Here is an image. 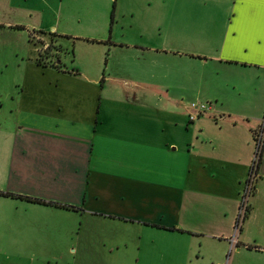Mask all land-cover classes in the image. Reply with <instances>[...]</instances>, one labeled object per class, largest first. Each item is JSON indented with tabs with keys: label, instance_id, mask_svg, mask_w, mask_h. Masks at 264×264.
Wrapping results in <instances>:
<instances>
[{
	"label": "crops",
	"instance_id": "1",
	"mask_svg": "<svg viewBox=\"0 0 264 264\" xmlns=\"http://www.w3.org/2000/svg\"><path fill=\"white\" fill-rule=\"evenodd\" d=\"M110 2L0 0L1 25L40 31L32 39L53 49L50 64L28 59L22 81L0 80V207L10 206L0 228L45 248L42 264H264V218L239 213L264 104L258 28L230 31L232 0H143L150 27L132 35L115 30ZM66 38L85 51L71 67L55 45ZM206 62L227 74L223 98L239 108L190 120L195 83L183 69ZM7 66L0 51V73ZM217 84L193 94L221 102ZM19 217L31 220L15 230Z\"/></svg>",
	"mask_w": 264,
	"mask_h": 264
},
{
	"label": "rangeland",
	"instance_id": "2",
	"mask_svg": "<svg viewBox=\"0 0 264 264\" xmlns=\"http://www.w3.org/2000/svg\"><path fill=\"white\" fill-rule=\"evenodd\" d=\"M114 1L115 0H111L110 2V9L112 11V9L114 8ZM141 1V2H138ZM143 0H132L131 2H126V0H116L117 4V11H118V16H117V23L114 24L115 26V30H117V32H121V30H123V32L130 34L132 33V35L136 34V30H139L138 28L144 30H148L150 27V22L149 21H145V18L143 16H145V2H142ZM169 4H172L171 1ZM132 8L133 11V15L132 19L127 18L126 17V11H128V9ZM62 21H60L59 23H61ZM137 27H136V24ZM45 23V24H44ZM132 23V27H129V24ZM1 25V24H0ZM47 25L46 24V17L43 19V23L41 24V26ZM4 29H0L1 32H3L2 34H6V39L5 41H1L0 42V51L2 52L3 56L5 55V59L8 62V66L7 68L3 69V72L0 73V80L3 81H9V82H14L17 80H21L23 79V77L26 75V73L29 71V60L30 59L32 62H34L37 66H44L47 64H50V60H46L47 57V52L45 51H52V46L51 48L48 47L45 51L41 50V42L44 41H40L37 39H32L33 35H36L37 32L40 31H35L29 28H25L24 25L23 28H14V27H7L5 25H1ZM23 29V30H22ZM46 31L44 32H49V38H53L54 31H50V29L47 28L45 29ZM50 42V41H49ZM74 41L72 39L66 38V39H59L55 42L56 48L57 50H59L58 56H59V61L62 65H66L68 67H71L72 65L75 64V62L77 61L78 63V53L79 51L83 52V54L85 53V51L81 48V47H76L77 48V52L76 49L72 46V43ZM77 44V46H84L83 44H79L77 42H75V45ZM74 48L73 51H71ZM96 46L92 45L91 46V52H89V54H93L94 55V50H95ZM98 48V47H97ZM38 49V50H37ZM74 55H73V53ZM94 59V58H93ZM75 61V62H74ZM204 65H201L198 69L197 72H193L194 68L192 67H185L183 70L185 71V76L190 75V83H193V81L191 82L192 78L194 80L195 86L194 85H190L191 88H193L192 92L190 91V89H186L188 90V94H184L186 97V101L189 102V108H191L189 110V112L186 111V113L191 114L194 116V118H197V116L201 115L203 117H205L206 115H204L205 111H202L200 109L201 105H204L206 107V109L209 108V113L211 114H216L218 115L216 117V119H220V115L222 114L221 112H225L228 111V107L229 109H235V108H239V106L237 105H230V102L227 100L226 97L223 98V96H228L229 90L225 85V79H226V75L225 73L221 72H217L216 71V67L213 68V65L211 63H203ZM189 69L192 71H189ZM120 74H124L125 73H120ZM199 76L200 81L197 82V78L196 76ZM231 76L239 79L240 77H243L242 80L246 79L248 77V79L250 80V82H244V83H252V82H256L257 78L253 75V73H250L249 71L247 73H242L241 71H236L233 72L231 74ZM216 77V79H215ZM215 80H217L218 84L217 86H219L221 88V90H219L221 93L224 91V88L226 89L225 93L222 94V100L221 102L215 103L213 100H207L208 98H205L203 95L199 98L195 96L194 91L199 89V86L201 85V91L202 92H206L208 93V91H210V88L213 87ZM193 106L198 107V109H192ZM235 107V108H233ZM259 120L252 122V124H254V128H256V131L254 133V135L258 132V135L260 134V128L262 123L264 122V104L262 106V109L260 111V115L258 116ZM264 134V132H263ZM262 148L260 147V154H259V159H261V153L263 151L264 148V138H262ZM252 146H253V154L255 151V141H254V137H252ZM252 154V156H253ZM251 163V162H250ZM259 165H260V160H259V164L257 167V175H256V179L254 182L255 187L261 185V187L264 185V174L260 175L259 172ZM6 187V186H5ZM264 188V186H263ZM264 193V191H262ZM259 193V194H255L253 196V193H251L248 198V204H247V208L245 209L246 212H249L250 210L253 213V215H258L259 217L264 218V194ZM6 203H2V206L0 207V209L8 211L10 206H5ZM249 209V210H248ZM246 212H242L240 211V203H239V213L241 215L245 214ZM245 216H248L245 215ZM11 219H9V221H11L14 225L16 222L15 216L12 215V217H10ZM250 218V215H249ZM2 218L0 217V220ZM27 221L28 222L31 220V217H19L17 220V224L18 227L15 228V230L19 229L20 226V221ZM43 218L41 216H38V218L36 219V217L32 216V221H40ZM241 222L239 224V227L242 224V219H240ZM31 221V222H32ZM28 223V224H31ZM28 224L26 225V228H28ZM1 225V223H0ZM261 226H264V219L261 221L260 223ZM3 228V227H2ZM240 229V228H239ZM22 236L20 234V232H12L10 235L7 234L6 231H4V228L1 229L0 228V264H42L43 261L39 260L41 256L46 255L47 250L45 248L40 249H27L25 245L23 244H17L14 243V239L13 236ZM24 236L31 237V230L30 229H26V231H24L23 233ZM10 240V241H9ZM41 251V252H40Z\"/></svg>",
	"mask_w": 264,
	"mask_h": 264
},
{
	"label": "snow or ice",
	"instance_id": "3",
	"mask_svg": "<svg viewBox=\"0 0 264 264\" xmlns=\"http://www.w3.org/2000/svg\"><path fill=\"white\" fill-rule=\"evenodd\" d=\"M232 3L233 26L230 31L236 33L239 28L243 32L250 33L258 28L262 59L257 62L264 63V0H232Z\"/></svg>",
	"mask_w": 264,
	"mask_h": 264
},
{
	"label": "built area",
	"instance_id": "4",
	"mask_svg": "<svg viewBox=\"0 0 264 264\" xmlns=\"http://www.w3.org/2000/svg\"><path fill=\"white\" fill-rule=\"evenodd\" d=\"M192 109H198V107L193 106ZM200 109L202 111L206 110V107L204 105L200 106ZM194 118L193 115L189 114V119L192 120ZM264 122L261 125L260 128V134L258 135V132L254 135V141H255V151L254 154L252 156V161L250 163V167L248 170V174L246 177V180L243 184V188L240 194V211L244 212L245 209L247 208V198L248 196L253 193L255 185V179H256V175H257V167L259 164V154H260V147L262 148V138H264Z\"/></svg>",
	"mask_w": 264,
	"mask_h": 264
},
{
	"label": "trees",
	"instance_id": "5",
	"mask_svg": "<svg viewBox=\"0 0 264 264\" xmlns=\"http://www.w3.org/2000/svg\"><path fill=\"white\" fill-rule=\"evenodd\" d=\"M111 16H112V13H111ZM14 28H23L22 26L20 25H16V26H13ZM4 195H11V196H14L13 194H7V193H3ZM29 200L31 201H34V202H38V203H47V204H51V205H56V203L54 202H44L42 200H39V199H36V198H29ZM63 207H69V208H73L72 206H66V205H63Z\"/></svg>",
	"mask_w": 264,
	"mask_h": 264
}]
</instances>
